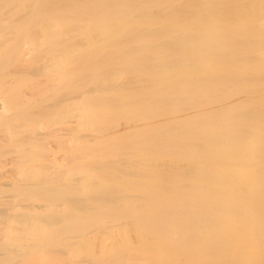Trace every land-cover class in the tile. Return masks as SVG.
Masks as SVG:
<instances>
[{"label":"bare ground","instance_id":"obj_1","mask_svg":"<svg viewBox=\"0 0 264 264\" xmlns=\"http://www.w3.org/2000/svg\"><path fill=\"white\" fill-rule=\"evenodd\" d=\"M0 264H264V0H0Z\"/></svg>","mask_w":264,"mask_h":264}]
</instances>
